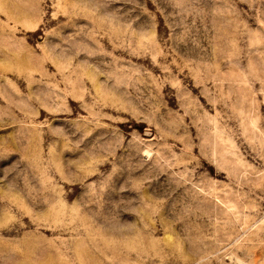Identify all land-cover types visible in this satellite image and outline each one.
Masks as SVG:
<instances>
[{"label": "rangeland", "instance_id": "rangeland-1", "mask_svg": "<svg viewBox=\"0 0 264 264\" xmlns=\"http://www.w3.org/2000/svg\"><path fill=\"white\" fill-rule=\"evenodd\" d=\"M0 264H264V0H0Z\"/></svg>", "mask_w": 264, "mask_h": 264}]
</instances>
